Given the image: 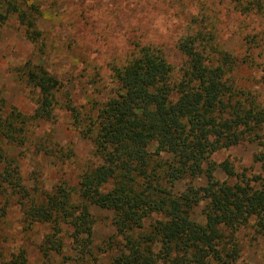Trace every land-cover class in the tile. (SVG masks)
<instances>
[{
  "label": "trees",
  "instance_id": "obj_1",
  "mask_svg": "<svg viewBox=\"0 0 264 264\" xmlns=\"http://www.w3.org/2000/svg\"><path fill=\"white\" fill-rule=\"evenodd\" d=\"M34 1L0 0V25L11 9L43 54ZM235 2V12L264 18V0ZM210 14L200 9L177 39L185 58L178 70L164 44L133 35L126 60L110 68L115 87L102 103L77 107L43 62L27 63L23 76L36 93L33 113L7 108L0 96V229L14 200L29 227H50L39 248L49 264L64 251V227L78 256L74 264H86L93 257L94 206L112 213L119 240L110 264H243L236 233L251 226L264 239V175L238 174L227 159L216 163L212 156L244 142L264 145V103L250 78L240 75L244 67L264 73V33L244 34L241 56L232 55L221 47ZM56 110L90 142L98 164L81 168L70 145L35 137L39 123L55 121ZM30 149L53 167L78 165L74 181L61 178L49 191L27 187L19 157ZM254 162L264 172V151ZM217 171L232 182L219 181ZM202 203L199 223L193 215ZM8 264H26L24 250Z\"/></svg>",
  "mask_w": 264,
  "mask_h": 264
},
{
  "label": "rangeland",
  "instance_id": "obj_2",
  "mask_svg": "<svg viewBox=\"0 0 264 264\" xmlns=\"http://www.w3.org/2000/svg\"><path fill=\"white\" fill-rule=\"evenodd\" d=\"M235 1L245 4L247 0H35L39 12L35 15L36 29L41 33L39 41L43 54L27 38L25 27L9 9L8 19L0 25V96L7 108H16L28 115L33 113L36 93L23 76L25 66L32 60L43 62L45 68L61 80L77 107H87L91 101L102 103L115 87L110 68L126 60L133 35L164 44L168 62L178 70L185 58L176 49V41L187 32V24L195 22L200 9L206 8L211 18L216 19L221 47L232 55L241 56L245 43L243 35L264 33V18L262 14L235 12ZM259 61H263L264 67V57ZM261 70V67L251 70L244 67L240 75L250 78L252 89L259 93L264 103V73ZM55 116L54 122L37 125L35 137L52 140L60 146L70 145L81 168L86 163L98 164L90 142L71 127L66 112L56 110ZM262 135L264 144V126ZM263 151L264 145L244 142L213 155L212 160L220 163L227 159L238 174L264 175L261 165L254 162L255 156ZM12 152L18 155L20 151ZM21 154L19 164L27 187L39 185L49 191L61 178L74 181L78 165L53 167L45 156L33 149ZM35 178L38 184H34ZM216 178L232 182L221 171L216 172ZM4 203L5 198L0 194V209ZM203 207L204 204H200L193 215L199 223L203 222ZM90 212L95 221L93 257L86 258L85 263L110 264L117 251L114 244L119 240L111 224L112 213L94 206ZM2 225L0 264H8L21 250L25 252L26 264H49L39 249L50 232L48 225L35 223L29 227L23 222L22 212L14 200L9 201ZM250 227L236 233L239 262L264 264V239L255 235ZM69 233L70 229L64 227V251L52 257L50 263L74 264L78 258L71 249Z\"/></svg>",
  "mask_w": 264,
  "mask_h": 264
}]
</instances>
